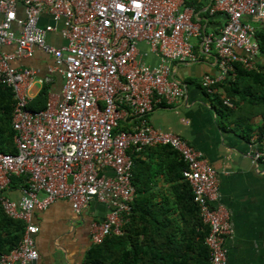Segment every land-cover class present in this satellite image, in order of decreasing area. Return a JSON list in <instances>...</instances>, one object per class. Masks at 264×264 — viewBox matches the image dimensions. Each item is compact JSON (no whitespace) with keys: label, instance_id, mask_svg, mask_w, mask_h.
<instances>
[{"label":"built area","instance_id":"2783aa9c","mask_svg":"<svg viewBox=\"0 0 264 264\" xmlns=\"http://www.w3.org/2000/svg\"><path fill=\"white\" fill-rule=\"evenodd\" d=\"M45 12L54 24H40ZM209 12L226 15L218 34L203 35L187 0H0V79L17 100V152H0V203L9 217L26 223L22 240L1 255L0 264L38 260L35 212L59 199L70 201L77 212L94 199L110 207L106 218L92 224L93 244L122 235L137 193L129 150L159 145L170 146L186 163L183 176L209 226L210 264H228L226 242L234 226L229 212L214 202L220 195L217 169L187 139L159 130L150 120L158 103L174 104L184 96L171 71L174 63L194 57L192 37L202 36L205 51L217 52L218 73L202 78L209 94L235 75L236 63L257 67L260 43L254 22L264 28V0H212ZM50 32L66 43L50 44ZM141 43L149 51L142 52ZM36 49L52 58L44 74L12 64L33 57ZM149 53L158 57L156 64L146 62ZM56 74L63 78L61 93L57 98L49 94L45 109L30 110L32 91L52 84ZM128 121L134 123L130 129H119ZM253 160L264 163V137ZM14 176L25 179L18 200L7 194Z\"/></svg>","mask_w":264,"mask_h":264},{"label":"crops","instance_id":"0c3cea01","mask_svg":"<svg viewBox=\"0 0 264 264\" xmlns=\"http://www.w3.org/2000/svg\"><path fill=\"white\" fill-rule=\"evenodd\" d=\"M195 8V19L202 24L203 35L220 33L226 23V15L209 12L212 0H187ZM2 14H0V20ZM52 16L45 12L40 24H54ZM59 29L63 27L60 21ZM194 57L179 61L172 66V77L184 88V96L174 104L158 103L150 120L161 131L172 132L187 139L195 148L201 150L215 166L219 174V198L214 202L222 205L229 212L234 226L233 234L227 239L228 264H264V163L255 162L253 154L261 147L257 135L248 141L240 135L234 125L223 119L215 106L214 95L202 86L205 74H217L219 61L216 49L206 52L203 37H192ZM50 44L61 46L66 40L58 32L47 34ZM14 47H4L13 51ZM142 52L149 51L144 43L140 44ZM148 64L154 65L158 57L149 53L145 57ZM264 63L262 56L258 57ZM52 58L36 49L31 58L13 60L16 67L29 66L38 68L42 74ZM63 78L55 75V81L49 85V93L57 98L61 93ZM41 87L35 88L31 98L36 96ZM222 91V89H220ZM134 123L125 122L130 129ZM141 159L158 170H164L167 155L157 148L146 149ZM170 160V159H169ZM168 160V161H169ZM144 169L137 175L138 183L152 184L155 200L162 202L169 189L166 176L161 173L153 176L152 169ZM108 173L112 174L111 170ZM7 194L13 199L21 197L19 187H10ZM110 207L96 199L92 200L80 212L66 199H59L44 211H36L34 221L40 226L36 235L39 251L37 264H82L87 252L92 247L91 229L96 221H102Z\"/></svg>","mask_w":264,"mask_h":264},{"label":"trees","instance_id":"16d2710c","mask_svg":"<svg viewBox=\"0 0 264 264\" xmlns=\"http://www.w3.org/2000/svg\"><path fill=\"white\" fill-rule=\"evenodd\" d=\"M257 36L259 56L264 58V28L260 25ZM49 94V85H44L27 107L32 111L45 109ZM213 95L223 119L233 124L240 135L248 141L255 135L262 140L264 63L257 60L254 69L236 63L235 75L216 84ZM16 102L13 89L0 79V152H17L13 126ZM119 129L127 127L123 124ZM154 148L167 155L164 170L141 159L146 149ZM129 153L134 161L133 181L137 188L130 221L122 235H111L102 243L93 244L82 264H210V249L205 243L209 226L203 222L192 186L183 176L186 163L182 157L168 145L144 147L140 151L131 148ZM144 163L152 169L154 177L163 173L169 182L162 202L154 199L156 193L152 191V184L157 183L137 182ZM24 183L23 177L14 176L11 186L20 187ZM25 227L24 220L9 217L0 203V257L20 243Z\"/></svg>","mask_w":264,"mask_h":264},{"label":"rangeland","instance_id":"374dc122","mask_svg":"<svg viewBox=\"0 0 264 264\" xmlns=\"http://www.w3.org/2000/svg\"><path fill=\"white\" fill-rule=\"evenodd\" d=\"M254 24H255V25H257V26H259V25H260V23H259V22H254Z\"/></svg>","mask_w":264,"mask_h":264},{"label":"water","instance_id":"95a60500","mask_svg":"<svg viewBox=\"0 0 264 264\" xmlns=\"http://www.w3.org/2000/svg\"><path fill=\"white\" fill-rule=\"evenodd\" d=\"M70 181H72V177H70ZM34 264H37V261H35Z\"/></svg>","mask_w":264,"mask_h":264}]
</instances>
